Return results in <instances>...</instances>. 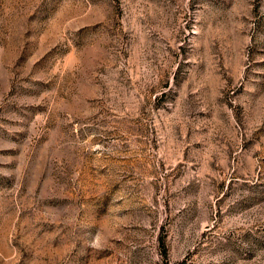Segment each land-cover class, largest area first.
<instances>
[{"label": "rangeland", "instance_id": "374dc122", "mask_svg": "<svg viewBox=\"0 0 264 264\" xmlns=\"http://www.w3.org/2000/svg\"><path fill=\"white\" fill-rule=\"evenodd\" d=\"M0 264H264V0H0Z\"/></svg>", "mask_w": 264, "mask_h": 264}]
</instances>
